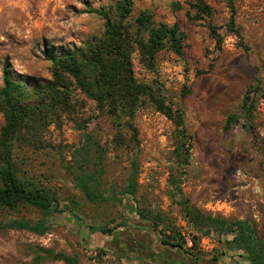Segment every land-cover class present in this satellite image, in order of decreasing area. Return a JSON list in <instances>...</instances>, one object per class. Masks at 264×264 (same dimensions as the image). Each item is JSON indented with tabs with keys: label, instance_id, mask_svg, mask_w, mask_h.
Instances as JSON below:
<instances>
[{
	"label": "rangeland",
	"instance_id": "1",
	"mask_svg": "<svg viewBox=\"0 0 264 264\" xmlns=\"http://www.w3.org/2000/svg\"><path fill=\"white\" fill-rule=\"evenodd\" d=\"M116 1L0 0V88L7 64L14 80L28 87L38 80L49 81L51 62L43 54L45 44L69 49L101 35L104 20L87 10L110 7ZM175 1L185 0H134L130 17L148 10L156 24L178 21L187 34L182 54L165 48L153 68L145 66L138 50L132 57L136 78L150 86L155 97L183 111L192 137L189 164L182 174L175 171V125L153 102L138 109L132 120L134 131L118 125L86 94L75 91L76 111L64 116L60 127L48 124L41 137L43 147L24 146L14 152L19 176L54 191L65 211L47 216L50 230L44 235L0 230V264H65L35 263L38 246L76 256L79 264H130L101 250L114 239L96 229L136 220L152 226L159 238L178 232L184 254L203 256L202 264H252L244 250L232 246L233 234H207L193 226L180 201L187 199L214 217L251 221L264 235V0H234L244 45L228 28L227 1L208 0L215 11L202 23L188 21L185 10H173ZM210 20L224 36L221 48L207 26ZM255 78L263 90L257 95L250 128L242 103ZM231 114L240 117L239 123L227 130ZM4 124L0 112V133ZM133 162L138 165V190L126 195L123 190ZM178 177L181 193L171 181ZM82 186L93 187L101 196L91 200ZM42 216L28 207L19 212L0 210L2 222Z\"/></svg>",
	"mask_w": 264,
	"mask_h": 264
},
{
	"label": "trees",
	"instance_id": "2",
	"mask_svg": "<svg viewBox=\"0 0 264 264\" xmlns=\"http://www.w3.org/2000/svg\"><path fill=\"white\" fill-rule=\"evenodd\" d=\"M225 1L231 10L228 28L244 45L243 35L236 24L234 0ZM133 5L134 0H117L110 7L88 9L87 12L97 14L104 20V31L79 46L57 49L56 46L46 43L43 54L45 59L51 62L52 74V78L47 82L38 80L33 87H28L14 80L8 64L4 66L3 86L0 88V112L5 118L0 133V210L19 212L23 207H28L39 210L43 216L35 221L24 218L0 221V230H26L44 235L50 230L47 216L65 211L54 191L19 176L14 152L16 148L24 146L43 147L41 137L48 124L54 122L60 127L62 118L70 117L76 111L77 90L92 99L101 113L111 116L118 125L125 124L134 131L136 128L132 120L138 109L148 101L153 102L175 125V171L182 174L184 166L189 164L192 137L185 125L183 111L174 109L155 97L152 88L136 78L132 57L138 50L145 66L153 68L157 54L165 48L181 55L187 34L178 21L172 25L156 24L153 14L148 10H143L139 16L131 18ZM171 7L175 11L185 10L188 21L196 23L210 18L215 11L208 0L175 1ZM207 26L218 48H221L224 36L219 27L213 20H210ZM262 90L261 80L255 78L244 95L242 113L250 128L258 101L257 95ZM239 118L238 115L231 114L225 129L229 130L237 125ZM121 139L122 137L118 142H121ZM100 156L103 157L102 152ZM133 166L128 184L123 190L126 195H135L138 190V165L133 162ZM176 179L179 182V177L171 181L178 193H181ZM82 188L91 200L101 196L93 187ZM180 204L188 221L197 229H205L207 234L212 231L218 234H233L232 246L244 250L252 264H264V235L258 234L253 222L226 220L205 214L197 207L191 206L184 198ZM137 211L143 218L149 219L144 213ZM125 225L126 222H123L113 228L104 227L96 231L111 238ZM153 230L155 231L154 228ZM159 239L164 244L183 251L184 241L178 232L169 238ZM194 244L197 245L196 237ZM34 249L35 263L54 260L63 261L65 264H79V258L76 256L41 246ZM101 250L111 251L108 247ZM186 253L195 264H202L203 256L193 251Z\"/></svg>",
	"mask_w": 264,
	"mask_h": 264
},
{
	"label": "flooded vegetation",
	"instance_id": "3",
	"mask_svg": "<svg viewBox=\"0 0 264 264\" xmlns=\"http://www.w3.org/2000/svg\"><path fill=\"white\" fill-rule=\"evenodd\" d=\"M153 234L155 235V231L152 226L143 224L138 220L132 221L129 224L126 223L113 235L114 240L108 246L111 251L126 259L130 264H139L138 261L141 259L147 260L148 256H154L170 247L159 238L157 239L156 235L154 237ZM182 254L191 260L187 254L184 252ZM191 264H195V262L191 260Z\"/></svg>",
	"mask_w": 264,
	"mask_h": 264
},
{
	"label": "crops",
	"instance_id": "4",
	"mask_svg": "<svg viewBox=\"0 0 264 264\" xmlns=\"http://www.w3.org/2000/svg\"><path fill=\"white\" fill-rule=\"evenodd\" d=\"M110 244L111 243H109L108 245ZM138 263L139 264H191V260H189L187 257L185 258L181 251L179 250L177 251L175 249H171L170 247H167L164 251L156 253L154 256H148L147 260L141 259L140 261H138Z\"/></svg>",
	"mask_w": 264,
	"mask_h": 264
},
{
	"label": "built area",
	"instance_id": "5",
	"mask_svg": "<svg viewBox=\"0 0 264 264\" xmlns=\"http://www.w3.org/2000/svg\"><path fill=\"white\" fill-rule=\"evenodd\" d=\"M191 243V242H190Z\"/></svg>",
	"mask_w": 264,
	"mask_h": 264
}]
</instances>
